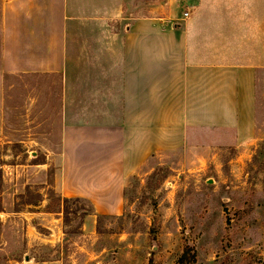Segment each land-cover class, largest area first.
Segmentation results:
<instances>
[{
    "label": "rangeland",
    "instance_id": "rangeland-1",
    "mask_svg": "<svg viewBox=\"0 0 264 264\" xmlns=\"http://www.w3.org/2000/svg\"><path fill=\"white\" fill-rule=\"evenodd\" d=\"M54 1L55 62L47 53L1 51L0 19V264H180L187 246L194 264H264V67L250 123L194 129L182 146L153 151L123 182L121 205L95 213L89 200L62 196L56 180L75 150L92 161L102 149L86 154L79 139L65 162V128L119 124L120 101L111 95L121 83L103 75L111 48L135 20L175 23L189 4ZM13 23L24 31L22 14ZM70 35L82 47L65 53ZM102 106L111 116H83Z\"/></svg>",
    "mask_w": 264,
    "mask_h": 264
},
{
    "label": "crops",
    "instance_id": "crops-1",
    "mask_svg": "<svg viewBox=\"0 0 264 264\" xmlns=\"http://www.w3.org/2000/svg\"><path fill=\"white\" fill-rule=\"evenodd\" d=\"M186 3L188 10L175 23L167 17L135 20L122 44L117 40L111 48L110 69L104 68L103 75L121 83L120 92L111 95V100L120 101L119 124L101 120L65 128V162L79 139L86 154L89 149H102V154L90 161L78 149L72 153L69 172L62 167L56 180L62 196L89 200L95 213L112 212L121 205L123 182L153 151L182 146L194 129H240L254 117L256 75L264 67V0ZM55 7L54 0L2 4L1 51L47 53L49 62H55L61 47ZM19 10L25 21L21 33L13 23ZM80 36L89 33L82 31ZM77 46L82 43L77 45L70 35L63 52L76 51ZM109 110L102 106L83 116L93 112L107 118Z\"/></svg>",
    "mask_w": 264,
    "mask_h": 264
},
{
    "label": "trees",
    "instance_id": "trees-1",
    "mask_svg": "<svg viewBox=\"0 0 264 264\" xmlns=\"http://www.w3.org/2000/svg\"><path fill=\"white\" fill-rule=\"evenodd\" d=\"M196 252L194 250V247L192 246H187L178 259V262L180 264H194L196 262Z\"/></svg>",
    "mask_w": 264,
    "mask_h": 264
},
{
    "label": "built area",
    "instance_id": "built-area-1",
    "mask_svg": "<svg viewBox=\"0 0 264 264\" xmlns=\"http://www.w3.org/2000/svg\"><path fill=\"white\" fill-rule=\"evenodd\" d=\"M185 15L187 16V15H188V13H185Z\"/></svg>",
    "mask_w": 264,
    "mask_h": 264
}]
</instances>
